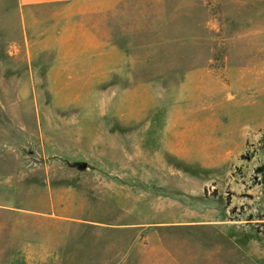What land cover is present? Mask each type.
Here are the masks:
<instances>
[{"label":"rangeland","instance_id":"374dc122","mask_svg":"<svg viewBox=\"0 0 264 264\" xmlns=\"http://www.w3.org/2000/svg\"><path fill=\"white\" fill-rule=\"evenodd\" d=\"M144 1L175 9L129 19L128 52L97 88L79 39L40 54L82 33L80 8L23 23L17 0H0V264H264V130L242 154L228 141L207 152L199 135L209 104L213 120L233 123L247 97L264 114V0L129 3ZM208 62L260 80L211 95ZM176 128L193 134L190 159L223 166L176 155Z\"/></svg>","mask_w":264,"mask_h":264},{"label":"crops","instance_id":"0c3cea01","mask_svg":"<svg viewBox=\"0 0 264 264\" xmlns=\"http://www.w3.org/2000/svg\"><path fill=\"white\" fill-rule=\"evenodd\" d=\"M129 1L130 0H17V3L19 12L22 14L23 23L28 17V14H32L36 11L54 9L57 7H60L66 12L71 11L73 8L81 9L80 12L78 11L80 14L78 18L82 21V33L77 37L73 34H69L66 40L63 41L65 46L63 45V47L58 49L56 52L49 51L48 53L42 52L40 54L59 56L65 55L67 52L71 53L72 51H68V48H70V45L73 44V41H75L74 39H79L80 49L77 51V53L82 57H90L91 63L95 64L93 65V71L100 73L97 76H92L91 81L94 80L92 84L89 82V80L84 82V85L101 88L111 86L109 85V82H111L112 65L114 66L115 71L116 57H124L126 56V52H128V43L126 40L128 38L127 24L129 23V19L131 18L130 21L133 22V18L136 19L137 17L147 16L149 21L156 24L164 20L166 8H170L171 10L175 9L173 4L165 1H144L141 2L140 6L135 8L130 6V3L134 2L129 3ZM144 3H148L150 5H143ZM189 3L196 2L192 0L189 1ZM89 5H92V10L88 8ZM14 6L16 7V0ZM84 7L87 8L83 9ZM177 7L180 8V5ZM150 8L151 12H148ZM113 11L115 13L114 15L112 14ZM149 14L152 15L149 16ZM208 17H204L205 26L210 21V17ZM68 20H70V18H68ZM224 23L226 25V21ZM104 25H109L108 29L110 32L105 31ZM156 31H154V35L156 34ZM158 33L160 34V31ZM160 37L163 38L161 34ZM115 40L118 42L116 43ZM206 41L207 38L205 37L204 44H207ZM209 46L210 42H208V47ZM22 53L32 56V50L29 44L26 48L16 49V54ZM208 65L210 68V73L214 78V82L212 81L211 83L212 85L207 86V92L211 95H217L221 93L223 89H229L230 86L234 89L238 88V91H241V87H245L247 83H250L248 86H254V84L260 80V73L258 75V70L244 69L237 71L236 69H230L228 67V63H226V65L222 67L220 73H217V70L214 68V66H212V64L208 62ZM14 68V71H16V66ZM30 70L31 69H29V71ZM51 72L52 68L50 71L45 73L46 79L48 81H51L53 78L51 77ZM15 78L16 77H14V79ZM25 78H22V80ZM15 80L18 81L17 78ZM206 101H210V99L206 98ZM204 107L205 111H211L210 114L212 113L210 116L211 118H208L207 126L202 130L201 133H199V135L203 137V141L201 143L202 149L205 151L211 152L214 145H222L228 141L229 144H235L238 147V154H242L248 149L249 146H254L259 143L262 130H264V114L261 117L260 99L255 100L254 97L242 99L240 102V111L238 113V117L237 119L232 120L233 123H231L227 117H223L221 121L213 120L212 117H216V114L212 111L213 108L210 107V104ZM190 135L189 138L191 139L193 134ZM197 135L198 134H196L194 138H196ZM186 138H188L186 131L177 130V128L174 130V151L176 155L182 157L184 160L190 161L191 163L193 162V166H223L221 163H215L216 161H221V159L216 156L213 158L212 155H204V161L202 159H190L192 158L191 156H189V158L188 155L183 153V148L187 141ZM194 142L191 140L190 144L193 146L196 143ZM222 161L228 162L224 159H222ZM205 163L210 164L206 165ZM57 196H59L58 193Z\"/></svg>","mask_w":264,"mask_h":264},{"label":"water","instance_id":"95a60500","mask_svg":"<svg viewBox=\"0 0 264 264\" xmlns=\"http://www.w3.org/2000/svg\"><path fill=\"white\" fill-rule=\"evenodd\" d=\"M87 167V165L86 164H84V168H86Z\"/></svg>","mask_w":264,"mask_h":264}]
</instances>
